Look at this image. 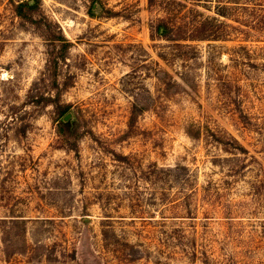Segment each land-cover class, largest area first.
Instances as JSON below:
<instances>
[{"label":"rangeland","instance_id":"374dc122","mask_svg":"<svg viewBox=\"0 0 264 264\" xmlns=\"http://www.w3.org/2000/svg\"><path fill=\"white\" fill-rule=\"evenodd\" d=\"M14 1L0 0V264H264V0H39L71 42L56 78ZM169 13L216 16L213 34L179 46Z\"/></svg>","mask_w":264,"mask_h":264},{"label":"trees","instance_id":"16d2710c","mask_svg":"<svg viewBox=\"0 0 264 264\" xmlns=\"http://www.w3.org/2000/svg\"><path fill=\"white\" fill-rule=\"evenodd\" d=\"M154 1L155 0H149L150 4H153ZM173 1H176V0H173ZM14 5H15L16 13L20 15L21 18H23L27 22H31L34 25L40 26L43 32V35L48 40V42H50L49 57H48L49 63L48 64L52 66L51 70L56 78L57 77L56 69L58 68V64L61 60H64L66 58V53L70 47L71 42L69 41V39H67V37L64 35L62 30L58 29L59 31H54L51 28L50 22L46 21L47 19L43 20V19L36 18L37 15H35V12L39 6V0H34L33 4H31L29 0H16L14 1ZM180 18H181L180 19L181 21H178L179 19L173 16L172 13H169V17L164 18L159 23V25H162V28H163V29L160 28L161 34L164 37H167L172 40H182V41H176V43L179 46H192V47H193L192 43H188L186 42V40L210 38L209 36H211L213 33H211L212 31L209 28H207L206 25H214L213 23L214 18L217 19L216 16H209V17H202V18H198V17L189 18L186 16L184 17L182 16ZM45 25L46 27H44ZM171 25H193V26L189 29H183L182 31H180V32H183V33H180L181 35L174 36L172 33L173 27ZM215 34L216 33H214V35ZM160 55L163 59L168 60L165 54L160 53ZM159 70L160 72L162 71L167 74H170V71H168V69L164 67L159 68ZM177 73L186 82H188L187 81L188 74H186L185 72H178V71ZM35 96L41 97L42 99L46 101L55 100L56 101V112L58 113V116L62 115L70 107L69 104L59 102L60 93H57L55 97L46 96L42 94H40L39 96L37 94H34L31 91L26 93V97H28V99L29 97L31 98ZM60 126L61 128L63 127L62 130L64 131V135L66 136L67 139L72 140V141L76 140V135L73 131L69 130L68 128H65L62 123H60ZM225 132H223V136L220 137L218 140L224 143L226 148H229V149L238 148L240 150H246L244 145L241 143V141L236 136L232 134H229L227 136ZM204 262L206 264H217L211 261L208 257H205Z\"/></svg>","mask_w":264,"mask_h":264},{"label":"water","instance_id":"95a60500","mask_svg":"<svg viewBox=\"0 0 264 264\" xmlns=\"http://www.w3.org/2000/svg\"><path fill=\"white\" fill-rule=\"evenodd\" d=\"M29 2L31 4L34 3V0H29ZM96 5V3H95ZM75 120V115L72 109L68 110L63 116H62V121H64L65 123H69L72 124L73 121Z\"/></svg>","mask_w":264,"mask_h":264}]
</instances>
